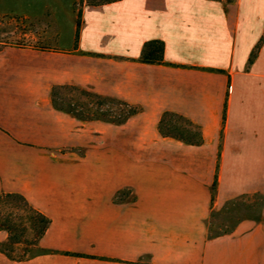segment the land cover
<instances>
[{
  "label": "crops",
  "instance_id": "1",
  "mask_svg": "<svg viewBox=\"0 0 264 264\" xmlns=\"http://www.w3.org/2000/svg\"><path fill=\"white\" fill-rule=\"evenodd\" d=\"M80 23L66 47L0 48V195L51 219L43 248L100 258L85 264H264V0L85 2ZM151 40L165 63L139 61ZM72 90L137 113L83 117L55 99ZM166 114L202 143L163 136ZM125 188L136 200L115 202ZM243 200L261 215L211 235Z\"/></svg>",
  "mask_w": 264,
  "mask_h": 264
},
{
  "label": "rangeland",
  "instance_id": "2",
  "mask_svg": "<svg viewBox=\"0 0 264 264\" xmlns=\"http://www.w3.org/2000/svg\"><path fill=\"white\" fill-rule=\"evenodd\" d=\"M73 1L0 0V48L7 44L38 49L70 45L74 34V24L80 20L81 7L91 0H76L74 8ZM55 99L62 107L74 103L79 115L87 118L103 117L106 120L114 118L124 120L129 113V108L118 101L80 91H60ZM166 122L168 123L162 126L165 134L195 140V129L181 119L166 118ZM216 177L217 174L214 184ZM210 192L209 198L214 200V193L212 190ZM83 197L84 194L80 199ZM129 199L136 200V194L133 189L128 188L119 190L113 197L115 202ZM29 204L35 208L30 202ZM262 208L263 200H243L229 204L213 213L207 221L210 234L228 231L242 217L260 216ZM0 224L11 226V231L0 228V231L7 235L5 241L0 243V252L10 264H74L72 260L77 264H85L83 262L89 259H100L97 256L80 252L53 251L43 248L41 243L44 237L36 241L35 213L17 197L0 199ZM11 233L19 237L20 242L12 243Z\"/></svg>",
  "mask_w": 264,
  "mask_h": 264
},
{
  "label": "trees",
  "instance_id": "3",
  "mask_svg": "<svg viewBox=\"0 0 264 264\" xmlns=\"http://www.w3.org/2000/svg\"><path fill=\"white\" fill-rule=\"evenodd\" d=\"M116 1H119V0H91L90 2H88V4L89 5H94V6H99V5H105V4L113 3V2H116ZM213 1L225 2L227 4H231V3L235 2V0H213ZM80 24H81L80 20L77 21V32H76V37L77 38L76 39H78ZM260 44L256 47L255 51L253 52L250 62L253 61V59H254V57L256 55V51L260 47ZM164 52H165V44H164L163 41H161V40L148 41L143 46L139 61H141L143 63H147V64H163V63H165L164 62ZM105 99H107V98H105ZM120 103L123 106L128 107L126 104H124L122 102H120ZM136 113H137L136 109L129 108V113H128L127 117L124 118V120L117 119V118L110 119V120L113 121V122L121 123V122H124L126 119H128L130 116H132V115H134ZM92 118H97V117H92ZM166 118H179L183 122H185L186 124H188L191 127H193L195 129V140L192 141V140L186 139V138H184L182 136L178 137V136H175V135L165 134L164 131H163L162 126L168 123V122H166ZM159 129H160L161 134H163L166 137H173V138L179 139L181 141H184L186 143L193 144V145L202 143V136H201V132L199 131V129L196 126H194L193 124H191L190 122H188L187 120H185L183 117H180V116H176V115H172V114H166L163 117V119L161 120ZM215 187H216V183L213 185V189H215ZM4 197H7V198H9V197H17V198L21 199L25 203V205L27 207H29L31 210H33V212L36 215V228H37L36 229V232H37L36 241L42 239L45 236L47 230L49 229V227L51 225V219L48 216H46L44 213H42L41 211L33 208L29 204V202L23 196H21L19 194L1 195L0 199H2ZM10 227L11 226L9 224H0V228L7 229L9 231H11ZM10 241L12 243H18V242H20V238L16 237L15 235H13L11 233Z\"/></svg>",
  "mask_w": 264,
  "mask_h": 264
}]
</instances>
